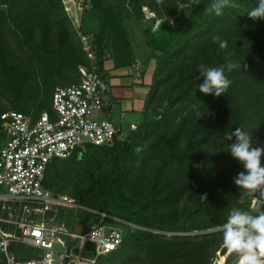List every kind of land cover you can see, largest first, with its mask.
<instances>
[{
    "label": "trees",
    "instance_id": "1",
    "mask_svg": "<svg viewBox=\"0 0 264 264\" xmlns=\"http://www.w3.org/2000/svg\"><path fill=\"white\" fill-rule=\"evenodd\" d=\"M131 1L138 5V0ZM86 2L87 6L82 5L80 9V22L84 21L87 11H94L98 15L99 31L92 35L99 66L103 68L104 64L112 62L115 68L131 67L137 59L130 55L125 57L116 55L104 40L101 32L103 24L101 11L104 0ZM179 2L185 4L187 0H179ZM232 2L237 7H226L222 14L217 16L215 13L205 12V8L212 3V0H198L190 7L188 15L176 25H170L168 21L160 18V24L155 31L151 28L147 29L146 34L149 35L147 46L153 55L142 61V65L145 67L148 60L153 59L155 68L137 130L128 132L124 139H115L110 147L87 146L84 152L67 160L51 161L43 182V186L53 192L49 177L51 169L60 162L76 161L79 169L75 174V191L72 197L83 207L128 223H139L141 215L149 214L156 220V224L147 225L152 230L189 233L221 228L210 234L196 236L199 241L191 248L165 250L169 259L177 257L179 264H205L212 251L219 252L225 257V264H231L234 258H228L226 249L222 246V226L226 223L230 210L240 208L253 215L264 211V196L258 192L246 195L244 204L238 202L243 190L233 181L244 169L241 163L232 157L228 148V145L235 142V137L228 140L225 136L226 132H234L237 128H242L252 135L253 146L264 147V19L252 20L247 16L248 12L257 6L259 0H232ZM138 9L140 10V6ZM67 21L60 0H0V67H4L8 78L16 77V68H8L5 65L3 48L7 41V33H10L30 59L41 87L40 96L35 104L36 110L25 111L22 107L15 106L16 110L11 111L36 116L41 111H45L42 105L49 94L52 97L56 88L55 78H58L59 82H65L57 87L78 82L77 69L84 65L86 60L76 39V32L74 31L75 35L73 32L70 35ZM72 35L76 41L73 40ZM215 36L227 40L228 47L220 49L218 42H214ZM193 41L192 49L186 51L185 55L188 54L186 57L181 56L177 65L179 75L176 76L175 81L178 89L176 95L168 101V106L159 119L150 118L148 108L155 99L156 91L173 77L172 70H167L165 65ZM239 52L242 54L246 52L248 55L244 57ZM232 54L235 55L233 59ZM229 61L239 63L241 68L230 73L225 70V75L232 81L228 91L219 97L200 92L199 86L203 84L204 78L200 76L198 65L203 63L209 67H219ZM244 65H247V69L243 67ZM59 66L63 70L54 73L53 70ZM142 75L143 71L140 73V76ZM183 103L197 107V113H202V117L197 118L196 113L188 112L177 119L183 112L176 110L174 106ZM50 108L51 100L47 111ZM176 119L177 122L173 124L167 135L166 142L169 143L167 150L159 156L156 175L162 173L168 166L178 171L189 170L198 173L200 169L196 166L198 163L191 164L197 159L208 158L215 166L207 169L206 184H223L224 190L229 186L234 190V193L224 191L220 195L206 196L207 199L197 206L188 207L178 227H174L167 216L156 211L158 203L156 197L136 200L125 191L144 161L142 151L136 153L135 147L143 146V151L151 152L157 143L162 142L161 137L165 134L155 136L151 143H145V140L157 129L170 126L167 121L174 122ZM209 131L214 132L217 142L224 143V151L208 157L190 154L189 149L201 145L207 139ZM183 132L188 134L186 148L182 152H177L176 140ZM121 144H125L124 147H121ZM191 214L195 216L191 217ZM198 217L208 221V224L194 220ZM153 239L149 232L128 231L120 247L108 255L122 254V249L130 244L145 245L151 253L163 250ZM104 257L98 260V264H101Z\"/></svg>",
    "mask_w": 264,
    "mask_h": 264
},
{
    "label": "rangeland",
    "instance_id": "2",
    "mask_svg": "<svg viewBox=\"0 0 264 264\" xmlns=\"http://www.w3.org/2000/svg\"><path fill=\"white\" fill-rule=\"evenodd\" d=\"M60 1L68 19L67 23L70 35L72 32L75 35L73 19L79 15L80 9L83 7L82 5L87 6V0ZM197 2L198 0H187V3L181 4L179 0H138L137 5L131 0H104L101 11L103 19L101 32L104 40H106L110 48L112 47L111 49H113L116 55L123 57L130 55L136 58L140 65H142V61H145L148 56L150 57L153 55L152 51H150L147 46L149 35L146 34V30L149 28L154 29L155 22L160 18L168 21L170 25H176L188 15L190 7ZM139 6L140 10L138 9ZM87 12L81 29L83 32L91 34L96 32L98 28L97 14L95 12ZM74 35H72V37L73 40L76 41ZM6 39L7 41L3 48L5 51V65L8 68H16L17 75L14 79H10L4 72V67H0V112L16 110L14 109L15 106H20L25 109V111L36 110L35 104L40 96L41 87L34 73V67L30 59L21 50L17 39L10 35V33H7ZM194 41L187 44L186 49L182 50L179 55L165 65L167 70H172L173 77L169 79L166 84L161 85L156 91L155 99L148 108V116L150 118L159 119V117L163 115L165 107L168 106V101L176 95L178 89L175 81L176 76L179 75L177 65H179L181 56L183 58L188 55H185L186 51L192 49ZM236 54L243 55L244 57L248 55L246 52L244 54L241 52ZM231 56L232 59L235 57L234 54ZM149 63V71L153 74L155 60L150 59L148 60V64ZM59 70H63L62 67L59 66L55 68L53 72L57 73ZM54 82L56 84L55 87L62 86V84L65 83L59 82L58 78H55ZM50 100L51 94H49L43 102V110H47L50 107ZM174 107L176 110L179 109L183 112L177 119L188 112L196 113L197 118L202 117V113H197V107H190L187 103H183L182 105L177 104ZM100 118H104V116ZM177 119L174 122H171V120L167 121L170 126L157 129L155 133H152L150 137L145 140V143H151L155 136L165 134L161 137L162 142L157 143L151 152L148 150L142 151L144 159L142 166L132 177L125 190L130 197L136 200H144L151 196L156 197L158 200L155 208L156 211L167 216L174 227L180 225L183 214L188 207L197 206L203 201L200 196L206 195L208 197L220 195L224 191L226 193H234L231 186L224 190L223 184H206L205 178L208 174L207 169L215 166L212 165L213 161L208 160V158L197 159V161L191 164L195 165V163H198L196 166L200 167L198 172L199 175L189 170L178 171L169 166L165 168L162 173L156 175L155 171L160 158L159 156L167 150V146L169 145V143L167 144L166 142L167 135L173 124L177 122ZM140 121L141 116L140 120L136 122V125L140 124ZM213 133V131H209L207 139L201 145L191 147L189 153L208 157L216 152L219 153L224 151V143L222 141L217 142ZM126 134V132L122 133L120 138L124 139ZM187 136L188 134L185 132L179 135L176 140L177 144H175V151L182 152L185 150ZM124 145L125 144H121L120 146L124 147ZM77 157H79V155ZM78 169L79 166L77 162L72 160L54 165L49 174L52 185L51 190L54 194H66L72 197L75 191V174ZM201 174H203L202 177H200ZM155 175L156 178L154 179ZM194 216V214H191V217ZM59 218L65 224L67 230L76 235H83L89 232L94 226L101 224L98 217L93 214L66 208L60 210ZM194 220L201 224H208V221H205L202 217H198V219L194 218ZM197 222H195V225H197ZM148 223L156 224V220L150 217L149 214H145L140 216L139 223H131L135 229L130 230L121 226H118V228L122 230V232H149L152 234L153 240L157 241L163 250L151 253L145 245L130 244L122 249V254L113 253L102 258L101 264H179L180 262L177 261V257L169 259V255H167L165 250L171 248L177 250L191 248L195 242L199 241L196 236L210 234L216 232L215 230L221 229L210 228L206 231L183 233L176 231H160L158 229L152 230L147 227ZM68 244H70V242H68ZM9 251L16 258L23 260L33 258L36 255L34 249L18 243H13ZM78 252V243L75 242L71 245L70 253L71 255H77ZM81 255L87 258L89 257V254L85 252H82ZM226 256L230 259L235 258V254L227 250ZM223 258L226 260L225 257ZM207 259L208 260L204 262L205 264L211 261H214V263L219 261V258L213 251Z\"/></svg>",
    "mask_w": 264,
    "mask_h": 264
},
{
    "label": "built area",
    "instance_id": "3",
    "mask_svg": "<svg viewBox=\"0 0 264 264\" xmlns=\"http://www.w3.org/2000/svg\"><path fill=\"white\" fill-rule=\"evenodd\" d=\"M159 24L157 20L152 30ZM80 26L76 16L73 27L86 60L77 69L78 82L56 87L49 111L36 116L11 110L0 114V254L5 264H63L65 255V264H98L101 257L120 247L128 232L118 226L135 229L131 223L90 210L73 197L54 194L43 186L51 161L67 160L87 146L110 147L122 135L111 120L100 118L108 103L107 73L105 64L101 68L97 62L93 35ZM130 68L139 71L141 65L135 60ZM126 130L136 131L137 125L128 123ZM64 208L93 214L101 224L83 235L73 234L59 218ZM75 242L79 252L71 255ZM12 243L34 249L35 257L16 258L9 251ZM82 252L89 257H83ZM216 255L225 264L220 253Z\"/></svg>",
    "mask_w": 264,
    "mask_h": 264
},
{
    "label": "clouds",
    "instance_id": "4",
    "mask_svg": "<svg viewBox=\"0 0 264 264\" xmlns=\"http://www.w3.org/2000/svg\"><path fill=\"white\" fill-rule=\"evenodd\" d=\"M226 7H237L232 0H212L205 8L206 13H215L219 16ZM247 16L252 20L264 19V0H259L256 7L252 8ZM214 42H218L220 49L228 47V41L215 36ZM247 69V65L243 66ZM241 65L237 62H227L219 67H209L201 63L198 65L200 76L204 78L199 86L200 92L206 95L214 94L216 97L226 93L232 83L225 75V70L230 73L239 70ZM228 140L235 137V142L228 145L232 157L238 160L244 171L234 178V184L243 190L238 202L245 203L244 197L254 192L264 196V147L253 146L252 135L237 128L234 132H226ZM143 146L135 147L134 151L140 153ZM206 200V195L200 196ZM222 246L230 253H234L235 264H264V211L253 215L240 208H232L226 223L222 226Z\"/></svg>",
    "mask_w": 264,
    "mask_h": 264
},
{
    "label": "crops",
    "instance_id": "5",
    "mask_svg": "<svg viewBox=\"0 0 264 264\" xmlns=\"http://www.w3.org/2000/svg\"><path fill=\"white\" fill-rule=\"evenodd\" d=\"M79 16L80 12L78 17ZM97 21V31L91 34H96L99 31L98 15ZM80 25L82 28L83 22H80ZM149 66L150 63L146 66V68L141 65V69L138 72L132 70L130 67L115 68L112 62H108L104 65V70L107 73V80L109 83V92L107 94L108 103L104 108L103 116L117 125L121 129L122 133L127 132L126 126L128 123L136 124V122L140 120L141 112L151 84L152 73L149 71ZM142 71L143 75L140 76ZM0 256V262L5 264L1 254Z\"/></svg>",
    "mask_w": 264,
    "mask_h": 264
},
{
    "label": "water",
    "instance_id": "6",
    "mask_svg": "<svg viewBox=\"0 0 264 264\" xmlns=\"http://www.w3.org/2000/svg\"><path fill=\"white\" fill-rule=\"evenodd\" d=\"M18 235H19V233H18ZM66 257H67V256L65 255V257H64V261H63V264H65V261H66Z\"/></svg>",
    "mask_w": 264,
    "mask_h": 264
},
{
    "label": "bare ground",
    "instance_id": "7",
    "mask_svg": "<svg viewBox=\"0 0 264 264\" xmlns=\"http://www.w3.org/2000/svg\"><path fill=\"white\" fill-rule=\"evenodd\" d=\"M221 263H222V261H219V262H218V264H221Z\"/></svg>",
    "mask_w": 264,
    "mask_h": 264
}]
</instances>
